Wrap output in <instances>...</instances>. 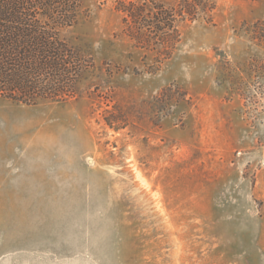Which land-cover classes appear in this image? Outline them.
I'll return each instance as SVG.
<instances>
[{"label":"rangeland","instance_id":"obj_1","mask_svg":"<svg viewBox=\"0 0 264 264\" xmlns=\"http://www.w3.org/2000/svg\"><path fill=\"white\" fill-rule=\"evenodd\" d=\"M78 1L71 93L0 97V264H264V0Z\"/></svg>","mask_w":264,"mask_h":264},{"label":"trees","instance_id":"obj_2","mask_svg":"<svg viewBox=\"0 0 264 264\" xmlns=\"http://www.w3.org/2000/svg\"><path fill=\"white\" fill-rule=\"evenodd\" d=\"M79 10L78 0H0V97L31 104L71 93L73 73L67 71L71 50L63 35L77 24ZM172 12L153 13L164 17L168 32ZM176 13L190 15L187 7ZM125 14L127 21L146 27L140 12L125 10ZM168 35L163 47L171 39Z\"/></svg>","mask_w":264,"mask_h":264}]
</instances>
